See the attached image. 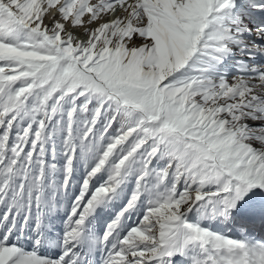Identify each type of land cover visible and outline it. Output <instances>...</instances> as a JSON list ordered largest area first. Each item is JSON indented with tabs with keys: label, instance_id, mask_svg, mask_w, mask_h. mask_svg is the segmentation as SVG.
Returning a JSON list of instances; mask_svg holds the SVG:
<instances>
[{
	"label": "snow or ice",
	"instance_id": "obj_1",
	"mask_svg": "<svg viewBox=\"0 0 264 264\" xmlns=\"http://www.w3.org/2000/svg\"><path fill=\"white\" fill-rule=\"evenodd\" d=\"M0 264H264V0H0Z\"/></svg>",
	"mask_w": 264,
	"mask_h": 264
}]
</instances>
